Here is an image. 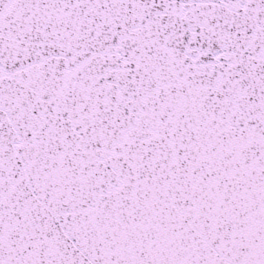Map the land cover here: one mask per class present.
<instances>
[{"label":"snow or ice","instance_id":"1","mask_svg":"<svg viewBox=\"0 0 264 264\" xmlns=\"http://www.w3.org/2000/svg\"><path fill=\"white\" fill-rule=\"evenodd\" d=\"M0 264H264V0H0Z\"/></svg>","mask_w":264,"mask_h":264}]
</instances>
